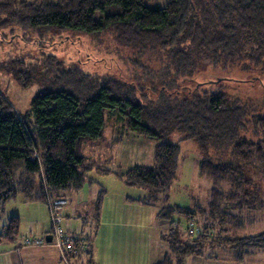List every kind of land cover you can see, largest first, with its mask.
<instances>
[{"label":"trees","instance_id":"16d2710c","mask_svg":"<svg viewBox=\"0 0 264 264\" xmlns=\"http://www.w3.org/2000/svg\"><path fill=\"white\" fill-rule=\"evenodd\" d=\"M66 32L107 33L117 49L127 48L121 66L130 79L91 74L42 52L47 37L51 45L70 41ZM0 42L29 48L0 64L1 71L23 89L36 81L48 87L25 113L0 91V210L18 194L46 203L48 192L80 190L89 170L110 171L83 154L85 145L104 138L109 119L155 143L152 166L116 172L127 185L148 191L138 201L162 199L157 217L169 222L161 234L169 251L154 264H185L214 246L230 247L237 263L264 252V230L230 234L246 211L264 210V185L246 173V167L264 171V114L228 93L230 81L264 85L258 74H264V0H167L156 7L145 0H0ZM237 71L251 76L224 74ZM174 132L194 140L203 155L199 172L211 181L205 207L169 204L180 155V145L167 141ZM102 196L94 205L97 224ZM174 214L187 218L186 231ZM19 230V217L11 216L0 243ZM84 238L89 249L80 264H97L92 238Z\"/></svg>","mask_w":264,"mask_h":264},{"label":"rangeland","instance_id":"374dc122","mask_svg":"<svg viewBox=\"0 0 264 264\" xmlns=\"http://www.w3.org/2000/svg\"><path fill=\"white\" fill-rule=\"evenodd\" d=\"M166 1L145 0L151 7L163 6ZM5 33H9V31L6 29ZM65 34L66 37L71 35L70 41L59 42V39H57L58 44L55 45H51L50 37L45 38L42 44V52L45 54L50 52L62 58L66 64L72 62L77 63L85 72L91 74L109 73L124 80L130 79L127 69L121 66L124 61H127V48L117 49L114 41L107 33L96 36L83 33L72 34L70 32H66ZM27 49L29 48L23 42H17L13 45L11 42H0V64L9 58L23 54L28 51ZM242 73L237 71L229 74L225 72L224 74L233 76V78H247L251 76L250 74L244 75ZM258 74L263 79L264 84V74ZM228 83H230L228 84L230 88L228 91L229 94L243 98L264 114V85L258 83L256 85L244 86L243 83L233 84L231 81ZM45 89H48V87L38 81L34 82L27 89H23L11 76L0 70V91L7 97L14 108L21 113L28 111L32 98ZM108 120L106 128L108 134L106 136L107 140L85 145L83 154L100 161L101 165L110 171L100 173L96 169L89 170L86 173V181L82 189L76 192V198L78 200H72L70 198L72 193L75 192L74 190L68 191L66 196L67 199H71V205H77L79 202V194L83 204L79 202L81 209L78 211L75 219L64 218L62 223L64 228L67 227L68 221H78L82 226L80 229H83L82 220L88 218L86 214L90 216L94 213L95 203L91 204L93 190H97L98 194L101 191L103 192L100 215H102L104 221H151L150 213L154 209L158 212L163 204L160 198L153 201L150 198L147 199L146 203L153 202L155 206L136 200L138 198H147L149 195L148 191L143 187L127 185L116 173L121 170H127L136 164L152 166L155 143L150 140H142L144 138L140 136V138L135 139L133 137L134 135L128 134L129 137H127V130L124 127L119 126V129L112 123L114 120ZM183 137V134L174 132L167 140L170 143H178L180 145L178 177L170 188L169 198L171 204H176L181 207L194 208L196 205L205 207L209 202L211 181L207 177L199 175V161L203 158V155L194 140H180ZM150 148L151 153L149 154ZM214 155L212 154V158L215 160L222 162L231 160V156L227 157L224 155L226 157L217 159ZM246 173L254 180L261 181L264 185V171L260 172L251 167H246ZM41 178H43L42 173ZM223 187L226 190L228 189L227 185H223ZM51 196L66 197L65 195H56L55 193L48 192L46 203L40 201L25 204L21 194H18L14 199L8 201L3 209L0 210V217L2 216L0 219V229L2 224L6 223L12 215H15L19 217L20 230L14 240L1 242L0 247L12 245L14 248V244L21 239L22 234L28 231L31 226L37 227L40 236H44L45 232L51 229L50 212L47 207L48 197L51 198ZM244 215L245 217L242 216L240 227L231 231V235L233 233L237 235H253L264 230V210L246 211ZM172 219L178 222L181 231H186L188 222L183 214H174ZM100 221L102 220L100 219ZM127 230L130 231L129 228ZM71 233H77L86 238L90 236L92 241L95 239V233L93 234L92 232H89L87 236L77 231L76 228H73L71 229ZM88 249L83 257L84 263L87 260L86 255ZM261 257L264 258V254L258 252L257 255L247 256L241 263H237L230 247L214 246L207 248L202 257L188 256L185 264H262L264 263V259L261 260ZM153 260L151 257L149 264L155 263ZM130 261H132V258H127V264ZM71 264L78 263L71 260Z\"/></svg>","mask_w":264,"mask_h":264},{"label":"crops","instance_id":"0c3cea01","mask_svg":"<svg viewBox=\"0 0 264 264\" xmlns=\"http://www.w3.org/2000/svg\"><path fill=\"white\" fill-rule=\"evenodd\" d=\"M114 125L117 128H119L120 126L118 124H114ZM110 134H112V132H110ZM128 134L134 135L133 137L135 139L141 137L127 131V137H129ZM107 135L108 134L106 129L104 133V138L99 142L107 140L106 139ZM142 140H147V139L144 138ZM149 147L151 146L149 145ZM150 153H151V148L149 150V154ZM153 163H154V149H153V159L151 165H153ZM178 169H179V164H178ZM199 175H201L200 172ZM177 177H178V171H177ZM90 182L92 181L90 180ZM80 190H74L75 192L72 193L70 198L72 200L77 199L76 192ZM68 191L71 190L65 191L62 195L66 196L68 194ZM98 195H99L98 191L93 190V194L91 195L93 196L91 204L95 203ZM21 197L22 200L25 202V204L40 202L36 200L33 201L26 200L22 194ZM127 198H129V196H127ZM71 199L68 200L69 203L63 210L64 218L67 217L66 219H72V218L75 219L76 216L78 215V211L81 209L79 207V202L83 204L80 194H79V202L77 203L76 206L71 205ZM169 204L173 206L176 205V204H171V201H169ZM93 216L94 213H92L90 216L86 214V217L88 218L82 220V224H83L82 230L80 229V227L82 226L78 221H68L67 227H65V229L71 231V229L76 228L77 231H80L81 233L87 236L89 232H92L93 234L95 233L94 235L95 239L92 242L91 250H92L93 259L97 264H127V258L129 257L132 258V261H130L129 264L131 263L149 264V259L151 257L154 259L153 260L154 262H157L166 254V252L169 251L168 245L161 239V234L168 230L169 222L163 220L158 221L157 219L159 218L157 217V210L155 211V209L150 213L151 221H147V222L146 221L144 222L104 221L102 215H100L99 217L102 221L99 220L97 224L95 223V221H93ZM127 228H129L130 231H128ZM50 231L51 229L46 231L44 236H40L38 232V228L35 226H31V228L28 231L22 234L21 239H19V241H17V243L14 244V248L12 245H5L4 247H0V264H64L60 260L57 248L51 243H48L47 245H43V246H31L26 248H19L22 238L25 237V235L32 234L34 237L46 238L50 234ZM3 242H8V241L6 240ZM260 253L264 254V252H260ZM257 254L258 252L252 254V256ZM79 259L83 261V259H81L80 256L78 257V259H76V257L75 259L73 258V261L80 264ZM262 259L264 258L261 257V260Z\"/></svg>","mask_w":264,"mask_h":264},{"label":"built area","instance_id":"2783aa9c","mask_svg":"<svg viewBox=\"0 0 264 264\" xmlns=\"http://www.w3.org/2000/svg\"><path fill=\"white\" fill-rule=\"evenodd\" d=\"M68 203V199L64 196L48 197L47 207L50 212L51 242H48L46 238H38L32 234H27L22 238L19 248L43 246L51 243L57 248L60 260L64 264H71L72 257L75 255H81V259H83L88 249L85 238L79 234H72L71 231L66 230L62 225L64 220L63 210ZM189 227H192L191 232H193L195 223L193 221L190 222Z\"/></svg>","mask_w":264,"mask_h":264},{"label":"water","instance_id":"95a60500","mask_svg":"<svg viewBox=\"0 0 264 264\" xmlns=\"http://www.w3.org/2000/svg\"><path fill=\"white\" fill-rule=\"evenodd\" d=\"M51 238H52V236H51V234H49V235L46 237V240H47L48 242H51Z\"/></svg>","mask_w":264,"mask_h":264}]
</instances>
